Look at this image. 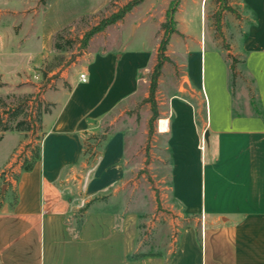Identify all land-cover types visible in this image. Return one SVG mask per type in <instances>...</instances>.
<instances>
[{
    "label": "crops",
    "instance_id": "1",
    "mask_svg": "<svg viewBox=\"0 0 264 264\" xmlns=\"http://www.w3.org/2000/svg\"><path fill=\"white\" fill-rule=\"evenodd\" d=\"M69 1L52 0L42 12ZM109 1L77 5L83 10L75 17ZM241 2L252 16L241 41L243 68L264 113V0ZM0 3L5 4L0 16L13 18L0 23V50L10 53L14 46L22 49L35 42V30L18 38L20 22L13 28L21 13L24 18L23 10L34 9L35 14V0ZM177 32L171 36H177V49L167 57L172 60L175 54L181 59L175 64L183 69L165 93L162 119L167 123L171 196L197 220L198 229L185 226L168 258L130 257L136 249V214L104 208L99 199L115 191L123 178L125 132H110L88 167L81 160L82 140L135 94L140 77L155 64L158 44L88 51L70 65L65 85L43 95L49 111L40 118L39 159L31 170H20L25 158L31 160L30 146L25 151L27 133L2 135L0 173H18V178L8 179L10 187H0V264H264V121L249 114L248 103L247 112L233 115L227 60L219 50L205 47L202 34L186 26ZM29 56L30 65L35 50ZM8 73L15 76L10 83L5 81ZM21 74L0 68L5 85L23 82ZM160 78L162 73L158 85ZM184 82L192 94L182 89Z\"/></svg>",
    "mask_w": 264,
    "mask_h": 264
},
{
    "label": "rangeland",
    "instance_id": "2",
    "mask_svg": "<svg viewBox=\"0 0 264 264\" xmlns=\"http://www.w3.org/2000/svg\"><path fill=\"white\" fill-rule=\"evenodd\" d=\"M40 1L35 0V14L34 9H25L24 18H20L21 13L13 25L16 29L20 22L17 27L21 29L18 38L26 33L30 35L35 30L31 37L35 42L29 41L22 49L14 46L9 50L10 53L0 50V68L5 71L20 70L23 81H19L17 85H5L0 80V98L6 103L0 113L5 119L6 111L16 107L22 110L16 121L22 119L25 126L29 127L26 132L29 144L25 146V151L30 146L29 152L38 149L41 139L37 115L39 110L47 108L43 95L65 85L64 78L71 70L70 65L83 52L156 47L162 37L160 25L165 21V12L172 0H144L120 21L94 34L86 46H83L84 35L118 13L130 0H110L100 9L78 18L75 16L83 9H79L77 5L91 7L94 0H71L53 4L46 14L42 11L52 0H43L42 3ZM223 4L231 10L223 7ZM4 6V3H0V7ZM72 17L76 19L73 20ZM68 18L70 20L67 24L57 27ZM174 19L176 29L186 26L191 33L202 34L205 47L219 50L228 63V54L237 59L235 84L231 90L234 92L236 109L247 112V103L250 98H255V90L242 65L244 54L241 41L252 16L241 0H179ZM5 21L12 22L13 18L1 15L0 23ZM58 31L61 34L58 41L66 47L63 52L53 48V36ZM166 49V55L176 51L177 36L170 37ZM34 50L35 60L29 65V53ZM15 51L17 52L14 53ZM171 57L172 60L166 62L165 69H162V78L154 96L157 119L151 120L150 103L147 102L149 72L140 77L135 94L100 119L98 129L94 132H112L117 129L125 132L123 178L115 191H107L99 199L104 203V208H111L119 213L130 211L136 214V249L130 255L135 258L170 257L177 247L183 228L194 225L198 229L199 225L196 219L182 212L171 196L167 135L160 133L157 127V121L164 118L166 113L163 103L165 93L170 89L171 81L177 79L183 69L180 63L175 64L176 55L171 54ZM14 78L10 73L5 75V81L9 83ZM7 174L6 178L12 179L14 172H6Z\"/></svg>",
    "mask_w": 264,
    "mask_h": 264
},
{
    "label": "trees",
    "instance_id": "3",
    "mask_svg": "<svg viewBox=\"0 0 264 264\" xmlns=\"http://www.w3.org/2000/svg\"><path fill=\"white\" fill-rule=\"evenodd\" d=\"M144 0H130L128 1L115 15H111L109 19L103 21L101 25H96L93 29L88 31L84 35V40H83V46L87 45V42L90 40V38L98 33L103 31L106 26H109L111 24H114L117 21H120L127 13H129L134 7L140 5ZM225 1V0H222ZM43 0L40 1L42 3ZM224 3V2H223ZM179 4V0H172L169 4V7L167 8L165 12V21L161 23L160 28L162 31V37L158 43L157 47V52H156V61L155 64L152 67V70L149 74V87H148V99L147 102L150 103V112H151V120L152 119H157L158 118V111L156 108V103H155V93L158 88V80L159 77L161 76L163 65L166 62H170V59L166 55V48L169 43L170 37L178 33L176 29V21L174 19V14L176 13L177 7ZM223 7L228 8L231 10L229 7L226 5H222ZM64 30V28L62 29ZM61 31V30H60ZM61 37L60 32L58 31L57 33L54 34L53 36V48L56 51L63 52L66 47L61 44L58 39ZM68 42H65L67 44ZM227 59L229 60L228 63V86H229V92L231 94V97L233 98V115L239 116L243 115L242 112H239L234 104V92L231 90V88L235 84V65L237 63V59L228 54ZM245 60L243 59L242 65L244 64ZM252 81V80H251ZM253 83V81H252ZM8 98V96L6 97ZM6 105L5 101L3 98H0V109L4 108ZM47 108L44 109L43 111H38L37 115V122L40 123V118L42 113H46L49 111V104H46ZM248 106H249V114L253 116H257L262 118L264 121V113L261 109V106L259 104L258 99L255 97L254 99L250 98L248 101ZM22 110L18 107L13 108L11 111H6V118L4 119L3 116L0 113V140L2 138V135L5 132H27L29 130L28 126H25V122L21 119L16 121V118H18L21 115ZM110 135V132L108 130H104L100 133H93V134H87L85 135V138L82 140V146H83V151L81 154V160H83L86 164V166H90L94 163L95 159L98 157L100 149L102 147V144L106 141L107 137ZM31 160H27L26 158L23 160V163L21 165L20 170L21 171H29L33 167L34 162L39 159V149L36 151L31 152L30 156ZM7 171H3L0 173V187L5 185L7 187L11 186V182L8 181L6 178L8 174L6 175ZM10 172V171H9ZM18 178V173L12 174V180L16 181ZM96 199H93L94 202ZM90 205L87 204L82 211L86 210L88 206ZM137 256L136 258H138ZM131 258L136 259L135 256H131Z\"/></svg>",
    "mask_w": 264,
    "mask_h": 264
},
{
    "label": "bare ground",
    "instance_id": "4",
    "mask_svg": "<svg viewBox=\"0 0 264 264\" xmlns=\"http://www.w3.org/2000/svg\"><path fill=\"white\" fill-rule=\"evenodd\" d=\"M158 123V130L160 133H164L166 131V120L165 119H160L159 121H157Z\"/></svg>",
    "mask_w": 264,
    "mask_h": 264
},
{
    "label": "water",
    "instance_id": "5",
    "mask_svg": "<svg viewBox=\"0 0 264 264\" xmlns=\"http://www.w3.org/2000/svg\"><path fill=\"white\" fill-rule=\"evenodd\" d=\"M182 89L185 90V91H187L188 93L192 94V91L190 90V88L188 87V85H187L186 82H184L182 84ZM204 139H206V134L204 135Z\"/></svg>",
    "mask_w": 264,
    "mask_h": 264
},
{
    "label": "built area",
    "instance_id": "6",
    "mask_svg": "<svg viewBox=\"0 0 264 264\" xmlns=\"http://www.w3.org/2000/svg\"><path fill=\"white\" fill-rule=\"evenodd\" d=\"M79 80L80 81H84L85 80V75L84 74H80L79 75Z\"/></svg>",
    "mask_w": 264,
    "mask_h": 264
}]
</instances>
